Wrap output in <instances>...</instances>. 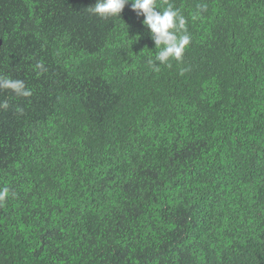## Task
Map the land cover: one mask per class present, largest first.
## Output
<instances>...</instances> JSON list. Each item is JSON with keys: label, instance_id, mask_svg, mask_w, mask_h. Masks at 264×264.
<instances>
[{"label": "trees", "instance_id": "obj_1", "mask_svg": "<svg viewBox=\"0 0 264 264\" xmlns=\"http://www.w3.org/2000/svg\"><path fill=\"white\" fill-rule=\"evenodd\" d=\"M95 3L0 0V264H264V0H157L192 37L159 71Z\"/></svg>", "mask_w": 264, "mask_h": 264}, {"label": "clouds", "instance_id": "obj_2", "mask_svg": "<svg viewBox=\"0 0 264 264\" xmlns=\"http://www.w3.org/2000/svg\"><path fill=\"white\" fill-rule=\"evenodd\" d=\"M129 3L136 16L143 17L142 24L149 29L154 41L155 56L154 59L148 61L153 70L159 71L156 61H159V65L165 66H170V60L182 63L184 52L190 45L192 37L188 32V18L181 14L173 4L167 3L166 6L157 7V0H96V3L86 10L101 19H107L120 16ZM203 8V5H199L197 11L190 13L192 21L200 18V10ZM34 70H38L37 75H40L46 71V68L42 62H37ZM184 71L187 69H182L181 74ZM4 90H10L16 96L30 97L32 95V90L26 87L23 80L0 75V91ZM8 108V100H0V109ZM8 196L7 187L0 189V204Z\"/></svg>", "mask_w": 264, "mask_h": 264}]
</instances>
